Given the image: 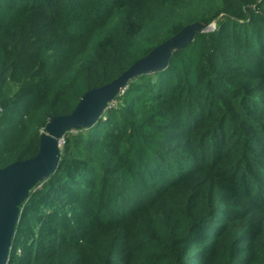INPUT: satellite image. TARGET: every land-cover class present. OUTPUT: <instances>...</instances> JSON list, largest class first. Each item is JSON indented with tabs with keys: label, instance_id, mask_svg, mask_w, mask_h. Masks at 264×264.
Instances as JSON below:
<instances>
[{
	"label": "trees",
	"instance_id": "trees-1",
	"mask_svg": "<svg viewBox=\"0 0 264 264\" xmlns=\"http://www.w3.org/2000/svg\"><path fill=\"white\" fill-rule=\"evenodd\" d=\"M191 25L165 69L64 134L6 264H264V0H0V169Z\"/></svg>",
	"mask_w": 264,
	"mask_h": 264
},
{
	"label": "water",
	"instance_id": "water-1",
	"mask_svg": "<svg viewBox=\"0 0 264 264\" xmlns=\"http://www.w3.org/2000/svg\"><path fill=\"white\" fill-rule=\"evenodd\" d=\"M202 31L196 25L183 28L145 58L135 62L114 81L84 94L69 115L55 117L47 123L41 133L38 153L34 158L0 169V264L7 262L18 222L19 207L34 186L48 179L57 169L64 134L96 125L108 103L125 89L129 81L165 69L171 53L186 47L191 43L194 33Z\"/></svg>",
	"mask_w": 264,
	"mask_h": 264
},
{
	"label": "built area",
	"instance_id": "built-area-1",
	"mask_svg": "<svg viewBox=\"0 0 264 264\" xmlns=\"http://www.w3.org/2000/svg\"><path fill=\"white\" fill-rule=\"evenodd\" d=\"M214 27H215V26H214ZM214 27H213V28H210V27H209V28H210L211 30H213ZM113 105H114V101L109 102V103H108V106H107L106 109L113 107ZM61 141H62V140H61Z\"/></svg>",
	"mask_w": 264,
	"mask_h": 264
},
{
	"label": "rangeland",
	"instance_id": "rangeland-1",
	"mask_svg": "<svg viewBox=\"0 0 264 264\" xmlns=\"http://www.w3.org/2000/svg\"><path fill=\"white\" fill-rule=\"evenodd\" d=\"M214 26H215V25L213 24V25L210 26V28H213ZM123 91H124V90H123ZM123 91H121L120 93L122 94ZM120 93H119V95H121Z\"/></svg>",
	"mask_w": 264,
	"mask_h": 264
}]
</instances>
